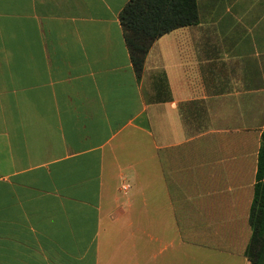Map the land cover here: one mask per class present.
Masks as SVG:
<instances>
[{
    "label": "crops",
    "instance_id": "obj_1",
    "mask_svg": "<svg viewBox=\"0 0 264 264\" xmlns=\"http://www.w3.org/2000/svg\"><path fill=\"white\" fill-rule=\"evenodd\" d=\"M129 1L0 0V264H250L264 0H197L140 76Z\"/></svg>",
    "mask_w": 264,
    "mask_h": 264
},
{
    "label": "trees",
    "instance_id": "obj_2",
    "mask_svg": "<svg viewBox=\"0 0 264 264\" xmlns=\"http://www.w3.org/2000/svg\"><path fill=\"white\" fill-rule=\"evenodd\" d=\"M120 19L132 63L140 76L145 56L156 39L199 21L197 0H130ZM256 178L250 212L253 233L246 255L250 264H264V131Z\"/></svg>",
    "mask_w": 264,
    "mask_h": 264
},
{
    "label": "built area",
    "instance_id": "obj_3",
    "mask_svg": "<svg viewBox=\"0 0 264 264\" xmlns=\"http://www.w3.org/2000/svg\"><path fill=\"white\" fill-rule=\"evenodd\" d=\"M125 189H127V186H124Z\"/></svg>",
    "mask_w": 264,
    "mask_h": 264
}]
</instances>
